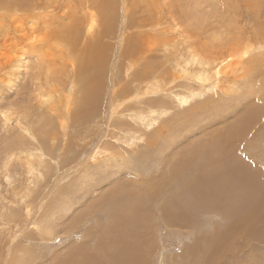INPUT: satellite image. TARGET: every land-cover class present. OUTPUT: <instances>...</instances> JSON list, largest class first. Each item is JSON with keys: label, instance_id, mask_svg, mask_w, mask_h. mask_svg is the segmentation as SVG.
I'll return each mask as SVG.
<instances>
[{"label": "rangeland", "instance_id": "374dc122", "mask_svg": "<svg viewBox=\"0 0 264 264\" xmlns=\"http://www.w3.org/2000/svg\"><path fill=\"white\" fill-rule=\"evenodd\" d=\"M83 1L84 0L31 1L33 5L39 7L41 10L44 9L41 13L50 14V17L53 20V26H57L55 28L56 33H74L72 31L70 32L69 22H71V20L74 19L73 17L76 15H78L80 20H84L83 16H80L78 13H74L75 9L73 8L74 14H72V12L71 14L65 12V10H63V6L66 3L73 5V7L76 6L77 10L81 9L83 4H85V7H88V10H93L96 20L95 24L98 25L94 28L93 33L97 29L99 30V28L101 31L99 35H94L96 40L92 39V41L85 44L77 42L74 45V51L84 57L83 61L81 60L82 62H79L78 65H85L84 70L88 73L87 79L95 86V89H97V87L100 88L97 90L98 93L95 94H98L101 98L105 92L104 96H106H103L101 99L102 106H100L98 110H95L94 114L87 116L83 115L86 119L80 123H76L75 125L73 123L71 128L68 130V134L63 136L61 135L59 126L54 119L49 118L52 127L46 125L42 126V124L39 123H28L29 120L36 119L35 115L42 116L46 112L44 110L37 109L34 105L32 97L34 96V93H36L35 90L38 88L35 80H30V77L26 74L20 75V68H17V65L11 69L6 68L10 61H16L20 55L19 49L14 47L17 44L15 41L18 40L20 44H25L26 39L21 37V32L18 33L15 31L13 33L10 31L11 24L8 19L0 18V53L7 49L8 46H11L7 49L9 61H6V59L3 58L0 62V70L3 68L8 69L3 75H1L2 73L0 72V166H2L5 162H8L7 169L15 177L14 179L12 177V180L7 181L3 176L5 172H0V199L7 197L12 199V191L20 195L22 185L24 184L23 179L27 174L26 157L25 152L23 151L25 147H29L33 151L34 147H37V150L42 153L41 159L43 160V162L39 165L40 168H43H41L43 175L39 179L40 181L38 182L35 190L32 192V197L30 194V197H28L27 201L20 206L18 211H16L15 208H13V211L10 213L5 211L4 214L7 222L0 221V256L2 255V257H0V264L3 263L1 258L6 257V252H2L3 246L4 249L7 250L9 256L13 257L21 252L27 254L25 257L27 259L24 258L25 264H56L60 257L64 258L65 255H72L67 252L73 251L75 247H80V244L84 242V238L85 240H88L87 233L95 232L94 228L96 221L91 216L96 215V213L93 212L91 215L87 214L86 217L81 216L79 213L85 209L87 201L91 198H95L98 202L100 195L103 192H106L109 180L116 178L117 182H119L118 179L120 178L123 179L130 177L131 179L133 176L131 165L136 161V156L134 155V157L132 156L131 158H124L122 156L124 153L122 152L120 153L121 156L117 157V159L100 162L98 166L94 165L91 168L89 165L84 167V153L93 147V143L99 140H103L104 143L120 144V142H117L113 136L115 134H119L120 131L131 121L129 120V114L126 110L124 113L119 110H122L124 108L123 106H125V108L133 106V100L131 99L134 96H131V94H133V91L135 90H131L130 86L135 88V86L137 87V84H135L134 80H131L132 77L134 78V76H137L139 73L142 74V76L149 75L151 78L150 82L153 79L154 70L157 74H161L162 77H165V80L160 82L162 85L157 90L149 93L148 97L146 96L144 100H148V102L151 103L157 110H161L167 105L165 111L168 112V114L159 120L158 126L154 123L150 128L139 125L135 127V131L140 129L139 133L143 136L142 140L137 141V146L135 147L137 148L145 144V148H148V146L154 148L153 152L150 150L148 151V158L151 159L150 161H153L154 159L153 162L156 163V158H161L164 161L168 159L170 155L169 150L172 148L173 150H176L177 145L198 142L203 140L207 131L214 130V127L216 130L224 131L229 129L230 125H232L235 131L234 135H232L229 140H239L238 143L244 147L242 148L240 146V150L244 151L243 154L240 153V155L242 154L241 157H243L245 153L252 155V157L256 159V169H258L259 173L263 171L261 174L264 175V50H261V54L259 51L258 53L254 52L252 55L248 54L244 56V61L239 63L240 65L237 64L234 71L233 69L231 70V82L229 84V87L231 88L229 90L219 91L217 88H213V91H206L203 96H196L188 103L179 104L180 96L192 90L195 84L191 81L192 79L189 78L190 73L188 72L185 73L188 75V79L182 78L181 76H183V74L181 73L179 75V80H174L172 83L170 82L173 79L171 74H173L172 72L174 71L171 68V65L174 64V59L176 58L175 56L178 55V53L183 50L187 44L191 45V48L195 49V52L198 51L200 55L205 56H209L211 54L213 56L219 55L220 51H226L227 48H229L236 41L237 47L242 44L245 45L247 42H259V45H263L264 0H260L258 3L254 2L255 4L253 3L254 0H191V3H189V0H100L99 5L96 4V0H86V2ZM124 2L126 7H124V11L127 16L126 21L120 17L122 12L118 9ZM101 3H104V5H100ZM157 4L160 8V18H158V10L155 8ZM12 5H15L18 9H22L24 7L23 0H0L1 7ZM47 9L52 10L48 11ZM118 12L120 13L119 15ZM64 14L66 16H64ZM66 18H68V20ZM171 18H175L179 21L178 24L180 25V32H173V29L171 30L169 26H166V22H168L167 20H171ZM76 19L77 18L74 19L75 25L81 26L79 25V19H77L78 21ZM159 20H162L161 27H165L164 33H156L149 27L151 24H155ZM87 21L88 18H86L85 22L87 23ZM20 22L21 21L18 23ZM133 23L138 24L137 26L131 27ZM59 28L60 30L62 29V31H60ZM182 30L184 33L181 32ZM24 33H26L25 37L28 36L29 33H34L33 35L36 39L45 38V33H41V30L39 29H37V31H29L28 28ZM81 33H84L83 29L81 30ZM104 33L105 35H109L105 36L103 35ZM139 34H141L142 37ZM137 35H139V37ZM149 35L154 37V40L156 38L159 39L160 42L157 41L155 44L160 46L153 52L151 51V53L147 56L148 58L139 62L137 65L134 60L136 57L132 54L136 53V50L140 47L141 43L145 40H150L148 38ZM186 38L189 39V41H187ZM162 39H169L167 47H164L163 45L161 46L160 43ZM6 41H8V43ZM45 45L46 44L42 45L44 51L47 49ZM243 45L241 47H243ZM229 51L231 50L229 49ZM256 54H258L257 57ZM1 57L2 56L0 54V59ZM29 65L32 66V62H29ZM91 65L95 68L94 70H91ZM45 68L47 69V73L49 75L48 78H53L55 80L53 77L55 70L52 67L45 66L44 69ZM34 70L35 72L40 71L39 68ZM21 71H23V69H21ZM9 72L13 73L12 75L14 78L8 76ZM68 73L69 69L65 72V76H67L66 78L69 77ZM133 73H135L134 76ZM5 77L10 80L8 87L4 84ZM111 79L114 80L112 81ZM112 82L115 86L111 84ZM165 82H167L166 85ZM196 82L198 83L197 80ZM105 87H107V90ZM129 88L131 90V94L123 96L122 94L126 90H129ZM163 88L164 90L161 91ZM112 89H115L116 93L114 94L118 95L115 104L118 100H122L121 95L122 98H124V101L128 100L123 103L124 105L122 104L123 106L121 105V107H118L117 109L108 107V103L106 105L105 102V98H107L108 101V99H111L114 95L111 93ZM167 90L168 92H173L171 99L164 95V92H167ZM214 92H219L220 97L211 103L215 104L223 102L228 106V109L226 106L222 105L220 107H209L205 111L203 108L205 106H203L200 107L201 109H193L194 111H198L196 114H193L192 111L181 112V108L191 107L193 102H197L199 99L207 95L212 96ZM225 97H227V99H224ZM96 101L97 100L94 102L97 104ZM36 103H39V101H36ZM72 104H74V101ZM146 108L147 105L142 107V109ZM20 111H28V113L34 116L30 117V115L27 114L20 115ZM2 114L5 116L12 115L15 119L17 114V119L10 121L8 127H4ZM248 116L251 118H248ZM77 119L79 118L77 117ZM198 122L200 124H198ZM156 126L159 129H157ZM191 126L194 133H196L195 135L194 133L192 134L191 132H186L187 128H190ZM24 127L31 129L35 133L34 139L28 141V135H25L22 132ZM217 127H220L221 129ZM46 129H53V138H51V135H49ZM104 130H106V132ZM159 131H161V135H159ZM215 132L216 131L214 130V133ZM98 137L100 138L99 140L97 139ZM173 138H175V141ZM179 139H182L183 141H180ZM171 140L174 143H172ZM168 142L171 143L169 150L166 149L165 146ZM175 142H178L179 144H175ZM247 147L249 150H247ZM230 148L233 149V146L230 145ZM137 150L139 151L140 148ZM157 150L160 151L159 154L155 153ZM117 151L119 150L117 149ZM138 157H140V155H138ZM8 158H10V160H8ZM37 161L34 160V164L37 163ZM147 164L153 167L151 162L147 161ZM244 165L245 167L248 166V168L254 166L252 163L246 162L245 160ZM93 167L94 169H105L102 170L103 173H101L104 178L108 175H112L107 177L106 181L98 178L93 181L89 187L87 186L83 188L82 179L84 178V171H87L86 173L91 172L93 174L96 171ZM85 168L87 170H85ZM152 169H150V171L151 173H154V175L156 174L155 176L161 175L157 168L154 170ZM150 171L147 173L144 172L139 176L143 177L146 175L148 177ZM117 172H119V175L115 174ZM117 176L120 178H117ZM99 180L103 182L97 184ZM141 180H143V178ZM12 183H14L13 187ZM71 193L76 194L75 196H72L75 197L74 200H71L73 208H70L68 213L64 215V211L67 210V207L60 206L63 200L62 197H71ZM165 198H167V195ZM26 203L31 206L30 211L36 213L35 218L38 219L39 222L38 229L32 227L31 225H26L29 218L28 214L30 213L26 214V209L24 208ZM105 205H98L101 216H104L103 213L106 212L112 214L110 215L112 218H115V215L118 216L120 214V207L117 208L113 204L110 208H108V210ZM95 210H98V208ZM101 210L103 211L101 212ZM195 214L194 216L196 219L194 221V225H198L199 222L198 226L201 227V232H207V235L209 236L213 234L216 229H221V226L223 227L226 224V220L221 216L208 214L205 217H200L198 213ZM9 216L19 217L16 226L11 225ZM72 218L76 219L72 220ZM158 223L160 224L155 226L149 222L151 241L149 250L151 254L144 258L142 262L145 264H188V261L190 260V257L188 256L189 251L193 253L195 252V250L192 251L193 248L191 246L194 243V233L190 230L191 225L186 227H169V222L166 221L165 224L161 221V219L158 220ZM44 224L47 225L48 228L45 229L44 226L42 231L39 230ZM10 226L12 227L11 230H9ZM50 233L51 236H49ZM107 237L108 235H105L104 238L102 236L100 238L98 235H91V238L87 242V245L90 248H83L82 254L78 257L79 259L70 258V261L73 263L76 262L75 264H88L87 262H89L90 254H92V247H96L95 252L97 256L103 260L105 257L103 254L107 253L108 244L110 242L109 237ZM99 238L101 240L103 239V241L99 240L97 242ZM103 242L108 243L104 244ZM245 243V240L241 242V248L243 249L242 252H244V254L239 255L234 260H232L231 255L225 264H249V261L254 258L259 260L260 264H264V236L258 241H249L247 249L254 256L248 253ZM194 245L196 246L198 243ZM95 259L99 261L98 258ZM8 260L10 262L12 260L11 257H9ZM200 260L202 259L200 258ZM197 261L199 264H202L199 259L196 261L194 260L193 264H198ZM111 263L114 262L111 261ZM98 264H101V262L99 261Z\"/></svg>", "mask_w": 264, "mask_h": 264}, {"label": "bare ground", "instance_id": "6f19581e", "mask_svg": "<svg viewBox=\"0 0 264 264\" xmlns=\"http://www.w3.org/2000/svg\"><path fill=\"white\" fill-rule=\"evenodd\" d=\"M31 1L32 0H23L24 7L22 9H18L15 5L4 7L0 6V18L8 19L10 21V31H12L13 33L15 31L18 33L21 32V37L23 39H26L25 44H20L18 40L15 41V43L17 44L14 47L19 49L20 55L18 56L16 61H10L6 68L11 69L15 65H17V68H20V75H28L30 77V80H35L38 85L37 90H35L36 93H34L32 99L34 100V105L36 106V108L44 110L46 113L42 116L35 115L36 119H31L28 121V123H39L42 124V126L46 125L52 127L51 122L49 120V118H51L57 122V125L59 126V129L61 131V135H67L68 130L71 128L73 123L75 125L76 123L82 122L86 119L84 118L85 116L83 117V115H92L94 114L95 110H98L100 106H102L101 99L104 96L105 89L103 88L104 93L101 98L98 94H95L98 93L97 90L100 88L97 87V89H95V86L90 82V80L87 79L88 73L84 70L85 65H78L79 62L81 63L83 61L84 57L74 51V45L77 42L85 44L89 41H92V39L96 40V37H94V35H99L101 31L99 28V30L97 29L95 31L97 33H93L94 28L98 26L95 24L96 20L93 10H88V7H85V4L82 5L81 9L77 10L76 6L73 7V5L66 3L63 6V10H65V12H68V14H71V12L72 14L78 13L80 16L84 17V20H80L78 18V15H76L73 18L79 19V25L81 26L75 25L74 19L72 18L73 20L69 22L70 32L72 31L74 33H56L55 28L57 26H53V20L51 19L50 14L41 13L44 11V9L41 10L39 7L33 5ZM189 1V3L192 2L191 0ZM258 1L260 2V0H254L253 3H258ZM83 2H86V0H84ZM96 2V4L99 5L100 0H96ZM104 3H101L100 5H104ZM121 7L118 8L122 12L120 17H122L123 20L126 21L127 16L125 15L124 11L125 2L122 3ZM72 8L75 9L74 13ZM155 8H157L158 18H160L159 5L157 4ZM47 10L50 11L52 9ZM81 12H83L84 14ZM119 14L120 13L118 12V15ZM64 16L66 15L64 14ZM86 18H88L87 23L85 22ZM66 19L68 20V18ZM19 21L21 22L18 23ZM167 21V27L169 26L171 30L173 29V32H180V25L178 24L179 21L177 19L171 18V20ZM137 24L133 23L131 27L137 26ZM161 26L162 20H159L155 24H151L149 27L156 33H164L165 27L163 28ZM28 28L29 31H37V29L41 30V33H45V38L36 39L33 35L34 33H29L28 36L25 37L26 33L24 32L27 31ZM81 28L84 30V33H81ZM60 31H62V29ZM181 32L184 33L183 30ZM103 35H105V33ZM139 35L142 37L141 34ZM139 35L137 36L139 37ZM148 38L150 40H145L143 43H141L140 47L137 48L136 53L132 54L134 57H136V59L134 60L136 61L137 65L139 64V62H142L143 60L148 58L147 56L149 53H151V51L153 52L157 47L160 46L155 44L157 41H159V39L156 38L154 40V37L150 35ZM8 41L6 42L8 43ZM187 41H189V39H187ZM168 42L169 39H162L160 44L161 46L163 45L164 47H167ZM236 42L233 43L229 48H227L226 51H220L219 55L215 56H213L212 54L209 56L200 55L198 51L195 52V49H192L191 45L188 44L186 47L184 46L185 48L182 47L184 48L183 50H179L180 52L178 53V55L175 56L176 58L174 59V64L171 65V68L174 72H172L173 74H171V77H173V79L170 82L172 83L174 80H179V75L181 73L183 74V76H181L182 78L188 79V75L185 74L186 72H188L190 73L189 78L192 79L191 81L195 84L192 90L180 96L179 104L188 103L196 96H203L206 91H213V88H217L219 91L229 90L231 88L229 87V84L231 82V70L233 69L234 71V68L237 66V64L244 61V56L248 54L252 55L254 52L258 53L259 51L261 54V50H264V44L259 45V42H245V45L242 44L243 47H241L242 45L237 47ZM44 44H46L45 46L47 47L45 51L42 48V45ZM10 47L11 46H8L7 49ZM7 49L3 50V52L1 51L2 53L0 54L2 57L0 59V62L3 58H5L6 61H9ZM229 49L231 51H229ZM257 55L258 54H256V57ZM29 62H32V66L29 65ZM45 66L52 67L55 70V73L53 75L55 80L53 78H48L49 75L47 73V69H44ZM6 68L0 70V72L2 73H0L1 75L6 73V71L8 70ZM37 68H39L40 71L35 72L34 69ZM90 68L91 70L95 69L92 65L90 66ZM21 69H23V71H21ZM68 69L69 77L66 78L67 76H65V72ZM12 74L13 73L9 72L8 76L13 77ZM153 74V79L150 82L151 78L149 75L142 76V74L139 73L137 76H134L135 73H133L134 78L132 77L131 81L134 80L135 84H137V87L134 84L135 88L133 86H130V88L131 90L134 89L135 91H133V94H131V90L129 88V90H126L122 94L123 96L129 94H131V96H134L131 99L133 100V106L131 107L125 108V106H123V103L126 100H123L124 98H122V95V100H118L115 104V101L118 98V95L114 94L116 93L115 89H112L111 91V93L114 94L111 99H108L107 101V98H105L106 105L107 103L109 105L108 107L117 109L123 104L122 106L124 108L119 111L124 113V111L126 110V112L129 114V120L131 122L127 126H125L119 134H115L113 136V138L117 142H120V144L107 142L104 143L103 140H99L100 138L98 137L97 139L99 141L95 142L96 144L93 143V147L84 153V167H87L89 165L92 168V166L94 165L98 166L100 162H106L108 160L117 159V157L121 156L120 153L123 152L124 154H122V156L124 158H131L132 156L134 157V155L136 156V161L133 162L131 165V171L133 176L131 177V179L130 177L121 179L119 176H117V178L121 179H118L119 182H117L116 178L109 180V184H107L109 187L107 186L106 192H103L100 195L98 202L95 198H91L87 201L85 209L82 210L79 214L81 216L86 217L87 214L91 215L93 212L96 213V215L91 216L96 221L94 228L95 232L87 233L88 240H85L84 238V242L80 244V247H75L74 250L72 249L73 251L67 252L68 254L72 255H63L64 258L60 257L56 264H75L76 262H71L70 258H78L82 254L83 248H90L88 247L87 242L91 238V235H98L100 238L101 236L104 238L105 235H108L110 242L108 244L109 246L107 249V253L103 254L105 256L103 260H101L99 256H97L95 252L96 247H92V254H90L89 262H87L88 264H98L99 261L101 262V264H110L111 261L114 262L111 264H140L144 260V258L151 254L149 250V245L151 243L149 222L154 224L155 226H158L160 224L158 223L159 219H161L163 223L168 221L170 224L169 227H186L188 225H191L190 230H192L194 233V243L191 245L193 249H191L192 251L195 250V252L193 253L189 251L188 256L190 257V260L188 261V264H193V261H196L198 259L202 264H225L231 255L232 260H234L239 255L244 254V252H242L243 249L241 248V242H243L244 240L246 241L245 246L247 249L249 241H258L260 238H263L264 177L262 176L264 175L261 174L263 171L260 173L258 172V169H256V159L252 157V155H248L245 153L244 156L241 157L244 151L240 150L242 146L238 143L239 140H229L230 137L234 135L235 131L232 125H230L229 129L224 131L216 130L214 127L213 129L216 131L215 133L214 130H209L205 133L203 140H200L195 143L192 142L191 144L184 143L183 145H177L176 150H173V148L169 150V147L171 145L170 142L172 141L171 140L170 142L165 144L166 149H168L170 152L168 159L163 161L161 158H156V163L153 162L154 159L153 161H150L151 159L148 158V151L150 150L153 152V147L148 146V148H145V144L137 148L135 147L137 146V141L143 139V136L139 133L140 129H138V131H135V127L139 125L150 128L153 126L154 123L158 126L159 120L163 116L168 114V112L165 111L167 105L165 106V108L157 110L151 103L148 102V100H144L146 96L148 97L149 93L157 90L162 85V83L160 84L162 80H165V77H162L161 74H157L155 70ZM111 80L113 81L114 79ZM196 80L198 81V83L196 82ZM9 83L10 80L5 77L4 84L8 87ZM111 84L114 85L113 82ZM166 84L167 82H165V85ZM110 87L112 88L111 85ZM105 88L107 90V87ZM162 90H164V88L161 89V91ZM164 95L168 96L171 99L173 92H168L167 90V92H164ZM218 97H220V93L214 92L212 96H204L197 102H193L191 107L181 108L180 110H182L181 112L192 111L193 114H196V112L198 113V111H194L193 109H201L200 107L203 106H205L203 107L205 111L209 107H220L222 105L226 106V108L228 109V106L223 102H218L215 104L211 103ZM224 99H227V97H225ZM95 100H97V104L94 102ZM36 101H39V103H36ZM73 101L74 104H72ZM145 105H147V108L142 109V107ZM19 114H27L30 115V117L34 116L28 113V111H20ZM2 117L4 127H8L10 121L17 119V114L16 119L12 115L5 116L2 114ZM77 117L79 119H77ZM249 117L250 116H248V118ZM198 124L200 123L198 122ZM157 126L156 128L159 129ZM217 128L221 129L220 127ZM22 130L25 135H28V141L34 139L35 133L31 129L24 127ZM46 130L49 135H51V138H53V129ZM104 131L106 132V130ZM159 132V135H161V131ZM186 132H191L193 134L194 130L192 126L190 128H187ZM195 134L196 133H194V135ZM173 140L175 141V138H173ZM178 142H175V144H179ZM172 143L174 142L172 141ZM230 145L233 146V149L230 148ZM139 148L140 152L137 150ZM117 149L119 151H117ZM247 150H249V148ZM23 151L25 152L26 157L27 174L26 177L23 179L24 184L22 185L20 195L12 191V199L8 197L0 199V221L3 222H7V219L4 214L5 211L10 213L11 211H13V208L18 211L20 206L27 201L28 197H30V194L32 197V192L35 190L38 182L40 181L39 179L43 175V168L41 167V169L39 166L40 163L43 162V160L41 159L42 153L37 150V147H34V151L29 147H25ZM155 153L159 154L160 151L157 150L155 151ZM240 153L242 154L240 155ZM138 155H140V157H138ZM8 160H10V158H8ZM34 160H38L37 163L34 164ZM244 160L246 162L252 163L254 166L249 168L248 166L245 167ZM147 161L151 162L153 167L148 165ZM7 166L8 162H5L2 166H0V172H5L3 176L7 181H10L12 180V177L13 179L15 177L7 169ZM155 168L159 170L161 175L158 174L159 176H155L156 174L154 175V173H151L150 169L154 170ZM85 170L87 169L85 168ZM94 170L96 171L93 174L91 172L86 173L87 171L83 170L85 173L84 178L82 179L83 188L87 186L89 187V185L98 178H101L103 179V181H106V178L112 175H108L104 178L103 174L101 173H103L102 170L105 169L95 168ZM148 171H150L148 177L146 175L143 177L139 176L142 175L144 172L147 173ZM118 173L119 172L115 174ZM135 177L138 179H136ZM142 178L143 180H141ZM103 181L99 180V182L97 181V184H100ZM13 186L14 183H12V187ZM75 195V193H71V197H62L63 200L60 206L67 207V210L64 211V215L68 213L70 208H73L71 205V200H74L75 197L72 196ZM166 195L167 198H165ZM103 204H106V209L110 208V206L113 204L117 208L120 207V214L118 216L115 215V218H112V216H110L112 214H109L107 212L103 213L104 216H101L99 213V206H102ZM24 208L26 209V214L30 212L28 214L29 218L27 220L26 225H31L32 227L38 229L39 222L38 219L35 218L36 213L30 211L31 206L27 203L24 205ZM96 208H98V210H95ZM102 211L103 210H101V212ZM195 213H198L200 217H205L208 214L221 216L223 219L226 220V224H223L224 226H221V229H216L214 233L209 236L207 235V232H201V227L198 226L199 222L198 225H194V221L196 219L194 216ZM9 218L11 225L16 226L19 217L9 216ZM75 219L72 218V220ZM44 226L45 229L48 228V226L44 224L39 230L42 231V228H44ZM11 229L12 227L10 226L9 230ZM49 236H51V233ZM100 238L98 240L96 239L97 242L99 240L103 241V239L101 240ZM10 242L12 243L11 240ZM103 243L107 244L108 242ZM197 243L198 245L195 246L194 244ZM4 251L6 252V257L4 256L5 258H1V261L3 262L2 264H25L24 258L27 256V254H24V252H21L16 256L14 255L12 257L8 255L7 250L4 249L3 246L2 252ZM247 251L248 253L252 254L251 252H249L248 249ZM8 256L12 259L10 262L8 260ZM0 257H2V255ZM95 258H98L99 261H97ZM200 258L202 260H200ZM141 264L145 263L142 262ZM249 264H260V262L259 260L254 258L249 261Z\"/></svg>", "mask_w": 264, "mask_h": 264}]
</instances>
